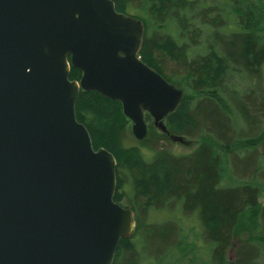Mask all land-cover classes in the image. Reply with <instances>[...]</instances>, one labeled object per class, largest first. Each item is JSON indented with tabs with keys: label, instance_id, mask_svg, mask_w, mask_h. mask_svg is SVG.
Masks as SVG:
<instances>
[{
	"label": "water",
	"instance_id": "obj_1",
	"mask_svg": "<svg viewBox=\"0 0 264 264\" xmlns=\"http://www.w3.org/2000/svg\"><path fill=\"white\" fill-rule=\"evenodd\" d=\"M144 31L111 0H0V264H113L134 234L115 158L95 152L75 105L97 92L123 105L139 142L147 112L188 145L163 125L184 92L138 59Z\"/></svg>",
	"mask_w": 264,
	"mask_h": 264
},
{
	"label": "trees",
	"instance_id": "obj_2",
	"mask_svg": "<svg viewBox=\"0 0 264 264\" xmlns=\"http://www.w3.org/2000/svg\"><path fill=\"white\" fill-rule=\"evenodd\" d=\"M111 1L118 13L144 24L138 59L150 69L159 62L162 69L156 71L165 80L194 92L184 93L166 118L168 132L201 140L189 154H175L171 138L151 124L147 112L143 142L125 147L126 131L116 133L120 151L133 153V159L120 164L114 155V198L119 205L122 198L129 201L136 227L120 242L113 264H178L175 259L189 251L188 230L195 229L201 253L193 264H231L229 250L235 251L232 264H263L264 0L262 6L230 9L204 0ZM82 75L71 67L70 81ZM84 96L121 104L80 92L76 118L97 152L91 130L97 118L93 107H80ZM177 116L184 119L172 126ZM250 212L253 228L243 239L241 221Z\"/></svg>",
	"mask_w": 264,
	"mask_h": 264
},
{
	"label": "rangeland",
	"instance_id": "obj_3",
	"mask_svg": "<svg viewBox=\"0 0 264 264\" xmlns=\"http://www.w3.org/2000/svg\"><path fill=\"white\" fill-rule=\"evenodd\" d=\"M204 1H207L213 6H217V7L219 6L220 8H225V9L239 8L241 6L245 7L247 4H252V3L257 4L258 6H262L261 5L262 0H204ZM135 16H141V14L137 13ZM262 26H264V23L262 24ZM151 66H152L151 69L154 70L155 72H157L156 70L162 69V66L161 64L159 65V62H156L155 65H151ZM77 83H80V81H77ZM180 87L182 88L186 96L191 97L193 95L194 92L191 91L188 87H184V86H180ZM80 105H81L80 107L90 106L93 107L95 110L97 121L96 124L92 126L91 130H93V137L94 140L96 141L95 143L98 147L97 148L98 151L100 148V150L103 149L106 150L107 152H111L113 156L114 155L116 156L120 164L128 160H132L133 156L131 155H133V153L130 155L121 152L120 145L118 146L117 141L114 140L116 133H119L121 130H124L126 131L125 139H124L125 147H132V146L135 147L137 142V140L134 138L132 133L133 124L126 117H124L122 105L116 106L108 102L100 104L98 103L96 98L92 100L91 96H84ZM183 119L184 118L182 116L175 117L174 119H172V126H177V125L180 126V123L183 121ZM151 124L154 125V119ZM148 125L149 123L147 122V126ZM163 125L168 128V122L166 121V119L164 120ZM158 131L161 132L159 129ZM187 142L188 145H181L178 143L173 144L172 149L174 150L175 154L177 155L189 154V152L196 150L197 147L201 145V140L194 138H189V139L187 138ZM143 150L147 152L146 149ZM259 203L260 206H264V190H262ZM120 204L122 205V207L130 209V203L127 199L122 198ZM253 224H254L253 213L250 212L245 214V217L241 221V237H243V239L245 235L247 236L249 235L250 230L253 228L252 227ZM187 226H188L187 229H189L191 225L187 224ZM198 233L199 231L197 232L196 229L195 231L188 230L189 251L186 255L182 257H177L174 262L178 264H193V262L196 259L195 257L196 254L201 253V249H200L201 243L200 240H198ZM239 242L240 240L235 244L238 245ZM229 251L230 252L228 253V261L232 264L235 257V251L233 250H229Z\"/></svg>",
	"mask_w": 264,
	"mask_h": 264
},
{
	"label": "bare ground",
	"instance_id": "obj_4",
	"mask_svg": "<svg viewBox=\"0 0 264 264\" xmlns=\"http://www.w3.org/2000/svg\"><path fill=\"white\" fill-rule=\"evenodd\" d=\"M235 246H236V245H235ZM235 246H234V247H235ZM233 251H234V250H233Z\"/></svg>",
	"mask_w": 264,
	"mask_h": 264
}]
</instances>
